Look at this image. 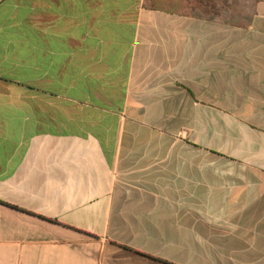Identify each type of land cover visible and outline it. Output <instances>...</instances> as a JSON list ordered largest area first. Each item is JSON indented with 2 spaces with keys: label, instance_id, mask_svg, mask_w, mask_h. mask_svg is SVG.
I'll return each mask as SVG.
<instances>
[{
  "label": "crops",
  "instance_id": "1",
  "mask_svg": "<svg viewBox=\"0 0 264 264\" xmlns=\"http://www.w3.org/2000/svg\"><path fill=\"white\" fill-rule=\"evenodd\" d=\"M0 264H264V0H0Z\"/></svg>",
  "mask_w": 264,
  "mask_h": 264
},
{
  "label": "rangeland",
  "instance_id": "2",
  "mask_svg": "<svg viewBox=\"0 0 264 264\" xmlns=\"http://www.w3.org/2000/svg\"><path fill=\"white\" fill-rule=\"evenodd\" d=\"M220 3H218V5H219ZM252 4L253 3H249V9H251L252 8ZM222 5H223V7H225L226 6V9L228 10V9H230V7L232 8V9H235V3H222ZM219 7H220V9H224V8H221V6L219 5ZM219 9V8H218Z\"/></svg>",
  "mask_w": 264,
  "mask_h": 264
}]
</instances>
